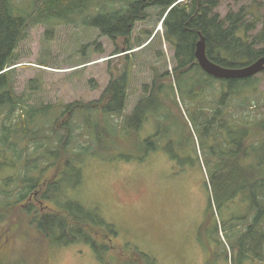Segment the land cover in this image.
Returning <instances> with one entry per match:
<instances>
[{
  "label": "trees",
  "instance_id": "trees-1",
  "mask_svg": "<svg viewBox=\"0 0 264 264\" xmlns=\"http://www.w3.org/2000/svg\"><path fill=\"white\" fill-rule=\"evenodd\" d=\"M223 1L249 3L221 16L218 7ZM109 2L116 0H30L33 13L22 17L24 7L16 6L12 0H0V172L14 171L0 186V220H5L4 211L20 207L21 217L27 221L24 234L26 238L33 235L30 242L34 249L43 252L44 262L54 247L84 243L95 251L102 264H109L104 254L110 248V239L117 235L115 229L95 209L67 200L65 190L69 181L65 180L75 176L73 189L78 186L82 176L80 165L90 156L143 161L150 152L163 150L173 163L186 164L183 148L194 139L190 131L187 138L183 137L182 125L175 119L169 124V99L174 106L179 105L173 100L175 92L186 107L194 133L201 130L209 138V211L213 213L212 204L220 208L245 194L254 202L264 198V136L256 135L258 131L264 133V120L253 123L236 120L232 112L236 101H240L238 108H245L250 98L252 101L258 92L257 75L242 80H218L205 74L194 57L200 36L205 40L208 60L221 67L242 68L262 57L264 16L260 17L258 12L264 0H187L186 3L124 0L125 6L114 10ZM89 8L96 9L94 15L88 16L92 20L85 24L114 42L121 38L125 52L130 50L134 24L146 20L147 9H160L164 38L174 51V85L165 83L169 73L155 75L150 89L144 90L145 95L126 117L130 72L127 56L121 73L111 78L97 101L88 104L28 105L14 91L10 68L15 65L14 51L24 37L28 22L69 20ZM116 52H119L117 46ZM214 87L217 93L208 94ZM150 116L156 120V132L140 139L139 132ZM114 118L123 120L118 123ZM172 125L176 128L173 132ZM256 136L258 139L254 140ZM83 140L90 145L83 144ZM217 144L223 148L221 155L216 153ZM258 145L261 149L257 155ZM191 160L188 158L190 165ZM51 171L54 174L49 178ZM10 186H14L12 190L8 189ZM258 209L253 224L243 233L245 239L264 226V211ZM19 220L16 224L10 221L11 236L24 222ZM244 245L242 251L246 253ZM124 251L129 252L116 256L112 260L115 264H157L154 258L137 249ZM1 257V264H27L24 260L8 263Z\"/></svg>",
  "mask_w": 264,
  "mask_h": 264
},
{
  "label": "rangeland",
  "instance_id": "rangeland-1",
  "mask_svg": "<svg viewBox=\"0 0 264 264\" xmlns=\"http://www.w3.org/2000/svg\"><path fill=\"white\" fill-rule=\"evenodd\" d=\"M186 1L180 0L182 3ZM12 3L24 7L22 17L33 13L30 0H12ZM248 3L223 1L218 12L224 16L229 10L236 12ZM108 4L113 10L125 6L124 0ZM95 9L89 8L69 20L28 22L24 37L18 41L14 51L15 65L10 68L14 91L28 105L59 107L62 104L97 101L111 78L123 70L126 56L129 57L130 72L125 117L145 95L144 90L150 89L155 75L169 73L165 83L174 85V51L164 38L160 9H147L146 20L134 24L128 52H125L121 38L114 42L85 24V21L92 20L93 17L88 16L94 15ZM258 15L264 16V4ZM114 43L119 49L117 54ZM257 79L258 92L252 101L250 98L245 108L236 107L240 101L232 105L236 120L250 123L264 120V74H258ZM216 90L217 87H214L208 94H216ZM173 100L179 105L174 106L169 99V124L175 119L182 125L183 137L187 138L190 131L194 139L193 143L183 148L186 164L173 163L163 150L150 152L143 161L85 157L80 165L82 176L79 185L73 189L75 176H68L65 180L69 181L65 190L67 200L95 209L115 229L117 235L110 239V248L104 254L110 260L109 264H115L112 260L116 256L129 252L124 249H137L154 258L157 264H264V226L261 230L256 228L258 231L251 233L247 239L243 237L253 224L256 210L261 208L264 211V198L254 202L245 194L220 208L212 204L213 213L209 211V138L201 130L194 133L186 107L177 92ZM207 100L208 106L212 105L210 97ZM185 101L189 106V102ZM203 107L207 109L205 104ZM112 120L119 123L123 118ZM79 121V118L75 119L78 124ZM156 125L155 118L150 116L143 124L139 138L154 135ZM170 129L172 132L176 130L173 125ZM257 134L264 136L263 132L260 134L258 131ZM83 141V144L90 145ZM162 143L165 144L164 141ZM260 149L258 145L257 155ZM222 151L223 148L217 144V155H221ZM188 158L193 164H188ZM13 174L12 170L1 171L0 186L8 175ZM53 174L54 171H51L49 178ZM4 213L5 220H0V257L5 262L102 264L95 251L84 243L54 247L44 262L43 252L34 249L30 242L33 235L26 238L24 234L27 221L21 217L20 207ZM19 217L25 223L21 222L11 236L10 221L16 224ZM242 245L246 253H243Z\"/></svg>",
  "mask_w": 264,
  "mask_h": 264
},
{
  "label": "water",
  "instance_id": "water-1",
  "mask_svg": "<svg viewBox=\"0 0 264 264\" xmlns=\"http://www.w3.org/2000/svg\"><path fill=\"white\" fill-rule=\"evenodd\" d=\"M194 57L198 66L205 74L218 80H242L254 77L264 72V55L245 67L235 69L221 67L211 62L206 57L205 40L202 36H200L199 40L195 44Z\"/></svg>",
  "mask_w": 264,
  "mask_h": 264
}]
</instances>
